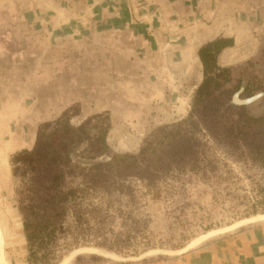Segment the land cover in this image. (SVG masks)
<instances>
[{"label":"rangeland","instance_id":"rangeland-1","mask_svg":"<svg viewBox=\"0 0 264 264\" xmlns=\"http://www.w3.org/2000/svg\"><path fill=\"white\" fill-rule=\"evenodd\" d=\"M237 1L225 3L222 6L225 12L218 20L223 34H234L238 40L237 48L229 56L231 65L226 66L231 68L233 78L229 86L244 89L250 84L252 90L260 88L251 96L243 91L238 97L244 100L263 94L256 102L245 105L252 116L260 113L263 117L264 0ZM162 54L164 57L165 52ZM162 62L158 67L128 69L126 80H121V83L114 80V96L111 88L108 94L107 91L92 93L94 97L83 92V98L106 102L107 110L100 111V107L93 110L88 102H77L60 114L52 115L49 120L35 123L33 144L28 148L14 151L15 147L11 146L13 135L3 137L4 133H0V228L6 246L5 259L9 264H26L28 254L18 208V184L11 174L13 155L31 150L42 124L56 121L67 110L71 109L73 113L75 107L78 115L71 117L72 125L79 126L88 119L101 116L91 120L88 126L91 136L99 134L104 122L109 125L106 140L113 153H137L153 129L172 124L188 115L193 94L202 81V66L200 72L198 68H189L187 72L184 67L167 68ZM176 70L175 79L172 73ZM96 76L98 81L105 78L100 69ZM117 95L123 97L120 102L123 101L126 109L124 105L123 109L119 107ZM87 105L91 108H87ZM88 149V142L79 145L74 151V159L83 166L92 167L94 165L89 163L94 159L88 157ZM211 149L214 158L221 160L224 175L231 177L229 181L214 184L193 176L176 183L171 191L163 193L157 200L138 193L134 204L116 193L108 211L111 218L104 234L97 240L88 235L89 245L66 251L60 263L71 255L62 264H94L89 259L91 256L102 258L97 264H264V219L234 226L264 215L258 191L263 184L260 182L262 171L241 161L247 159L243 154L231 155L212 144ZM98 159L104 162L103 158ZM94 203H98V200L95 199ZM132 225L137 227L136 237L131 234L129 243L114 244L117 253L95 246L105 240L107 245H112L119 238L124 242L129 235L125 226ZM226 228L229 229L220 232ZM74 235H70L68 241Z\"/></svg>","mask_w":264,"mask_h":264},{"label":"trees","instance_id":"trees-1","mask_svg":"<svg viewBox=\"0 0 264 264\" xmlns=\"http://www.w3.org/2000/svg\"><path fill=\"white\" fill-rule=\"evenodd\" d=\"M233 44L232 39L217 38L201 47L202 81L188 115L153 129L137 153H113L106 140L109 125L104 122L99 134L91 136L89 124L101 116L72 125L77 107L39 127L34 147L11 159L27 242L26 264H59L66 251L88 246V235L99 239L111 218L108 211L116 193L134 204L138 193L157 200L193 176L214 184L229 181L221 160L212 155L211 144L231 155L243 154L247 159L241 161L262 171L258 191L264 206V116L253 117L247 106L235 101L243 91L251 96L260 88L229 86L231 68L222 67L219 56ZM86 142L88 157L104 162L87 167L75 161V149ZM133 225L125 226L129 235L124 242L119 238L112 245L105 240L95 246L117 253L114 244L129 243L131 234L136 237L138 230ZM70 235L74 237L68 241ZM89 259L94 264L102 260Z\"/></svg>","mask_w":264,"mask_h":264},{"label":"crops","instance_id":"crops-1","mask_svg":"<svg viewBox=\"0 0 264 264\" xmlns=\"http://www.w3.org/2000/svg\"><path fill=\"white\" fill-rule=\"evenodd\" d=\"M225 3L238 1L0 0V133L13 135L14 151L28 148L35 123L77 102L107 110L83 92L114 96V80H126L130 68L158 67L161 57L167 68L200 72L198 53L217 38L234 42L219 56L222 67L230 66L238 40L219 27ZM172 74L176 79L177 70ZM122 98L117 102L126 109Z\"/></svg>","mask_w":264,"mask_h":264},{"label":"bare ground","instance_id":"bare-ground-1","mask_svg":"<svg viewBox=\"0 0 264 264\" xmlns=\"http://www.w3.org/2000/svg\"><path fill=\"white\" fill-rule=\"evenodd\" d=\"M262 219H264V215H259V216H256V217L252 218V219H248V220H246V221L239 222V223L235 224L234 226H239V225L245 224V223H247V222H251V221H255V220H262ZM234 226H232V227H234ZM232 227H230V228H232ZM227 229H229V228L222 229V230H220V232L225 231V230H227ZM207 236H208V235L203 236L202 238L198 239L197 241H200V240H202L203 238H205V237H207ZM196 243H197V242H195V244H196ZM184 251H185V250H184ZM175 253H176V252H175ZM69 260H70V259H69ZM67 261H68V260H67ZM0 264H9V263L6 261V259H5V255H4V241H3V236H2V234H1V232H0Z\"/></svg>","mask_w":264,"mask_h":264},{"label":"water","instance_id":"water-1","mask_svg":"<svg viewBox=\"0 0 264 264\" xmlns=\"http://www.w3.org/2000/svg\"><path fill=\"white\" fill-rule=\"evenodd\" d=\"M263 94H259V95H256V96H254V97H252V98H249V99H244V100H241V99H239V97H237L236 98V103H238L239 105H251L252 103H254V102H256L261 96H262ZM254 117H256V118H260L262 115L260 114V113H258V114H254L253 115ZM103 162V160L102 159H94V160H90V163L89 164H91V165H97V164H100V163H102ZM77 251V250H76ZM75 251V252H76ZM74 253V252H73ZM73 253H71L72 255H73ZM71 256V255H70ZM70 256H68V257H70ZM67 257V258H68ZM106 257V256H105ZM66 258V259H67ZM66 259H64L60 264H62ZM137 260V259H136Z\"/></svg>","mask_w":264,"mask_h":264}]
</instances>
